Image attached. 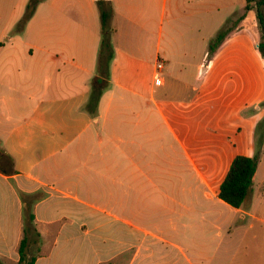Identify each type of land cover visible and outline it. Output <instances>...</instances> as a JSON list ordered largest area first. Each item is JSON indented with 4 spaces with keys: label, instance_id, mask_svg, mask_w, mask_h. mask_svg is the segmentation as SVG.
Instances as JSON below:
<instances>
[{
    "label": "crops",
    "instance_id": "0c3cea01",
    "mask_svg": "<svg viewBox=\"0 0 264 264\" xmlns=\"http://www.w3.org/2000/svg\"><path fill=\"white\" fill-rule=\"evenodd\" d=\"M98 1L44 0L12 34L30 0L9 17L0 0V264L20 261L24 198L40 234L35 264H264V152L246 206L224 202L234 159L255 157L254 146L222 116L212 132L194 103L264 102V76L239 95L232 88L225 48L256 9L246 11L247 0H108L114 58L93 114ZM208 69L206 88L199 72ZM171 80L196 90L182 103L191 118L161 109ZM256 125L247 119L248 136ZM233 136L241 147L224 143Z\"/></svg>",
    "mask_w": 264,
    "mask_h": 264
},
{
    "label": "rangeland",
    "instance_id": "374dc122",
    "mask_svg": "<svg viewBox=\"0 0 264 264\" xmlns=\"http://www.w3.org/2000/svg\"><path fill=\"white\" fill-rule=\"evenodd\" d=\"M21 0H2L7 6L6 11L2 13L9 17L13 9ZM27 8L25 11V16L27 13ZM24 16V18H25ZM22 18V19H24ZM26 26V25H25ZM24 26V27H25ZM21 29H23V24L19 22L16 29L12 34H18ZM262 42V31L257 18L256 11L251 12L249 17L242 22L240 28L235 30L232 33V39L227 43L228 48L232 45V88L236 89L237 94L239 95L242 90H244L247 85H249L253 80L264 76V57L260 53L259 45ZM209 58L206 56L203 60L202 66L208 67ZM199 76H203L201 84H206L207 80L212 76V72L208 69L199 72ZM199 85V84H198ZM184 86L179 81L171 80L170 85H168L167 90L165 91V98L168 101V105L160 103L161 109L169 117L174 114H178L181 117H192V107L186 106L184 98H187L186 103L195 101L197 96L195 91H186L183 89ZM199 105V109L209 117V120L213 123H209L212 127V132L220 134V127H218V116L221 118L224 117V120L232 123V128L243 127L245 132L242 135L243 140L250 142L254 146L255 156L259 155V161L262 159L263 152L260 153V148L257 143V139L261 137L264 139V127L262 131L258 130V127L263 124L264 126V102L253 104L251 98L249 101L245 100L240 105L232 102V110L223 106L215 101L209 100L207 95L198 102H194ZM212 113L217 115L215 120L210 116ZM226 118V119H225ZM254 118L257 121L256 130L248 136L247 130V119ZM190 124V123H189ZM194 125V124H191ZM174 128L177 130V126L173 123ZM259 131V133H258ZM224 143H232V145L240 146V140L233 136L232 140L226 139ZM223 144V142H222ZM241 147V146H240Z\"/></svg>",
    "mask_w": 264,
    "mask_h": 264
},
{
    "label": "trees",
    "instance_id": "16d2710c",
    "mask_svg": "<svg viewBox=\"0 0 264 264\" xmlns=\"http://www.w3.org/2000/svg\"><path fill=\"white\" fill-rule=\"evenodd\" d=\"M43 1L44 0H30L26 16L21 22L23 28L31 20L38 5ZM98 6L102 22V43L98 59V77L94 81L93 94L87 107L93 114L96 113L104 91L107 90L110 85V66L114 58V50L111 43V37L114 31L112 27L114 9L111 2L108 0H99ZM252 9H256L257 18L262 31V42L259 45V50L264 57V0H247L246 11ZM231 29V27H226L218 34L210 45L211 54L222 45ZM263 127V124L260 125L258 130L262 131ZM257 143L260 148V153H262L264 151V139L262 137L257 139ZM258 165L259 155L253 158L242 155L237 156L232 163L226 179L220 187V199L236 209L245 207L255 186ZM24 203H26L28 209L25 212V236L20 245V261L18 264H35L38 255L34 249L40 245V234L34 227L35 217L31 211L32 202L30 198H24Z\"/></svg>",
    "mask_w": 264,
    "mask_h": 264
},
{
    "label": "built area",
    "instance_id": "2783aa9c",
    "mask_svg": "<svg viewBox=\"0 0 264 264\" xmlns=\"http://www.w3.org/2000/svg\"><path fill=\"white\" fill-rule=\"evenodd\" d=\"M158 68H159V69H163V64L160 63V64L158 65Z\"/></svg>",
    "mask_w": 264,
    "mask_h": 264
}]
</instances>
